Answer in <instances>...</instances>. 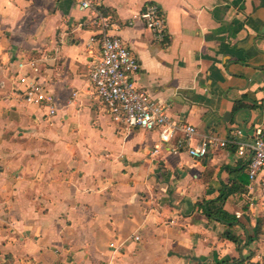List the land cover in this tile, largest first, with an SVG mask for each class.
Masks as SVG:
<instances>
[{
    "label": "crops",
    "instance_id": "1",
    "mask_svg": "<svg viewBox=\"0 0 264 264\" xmlns=\"http://www.w3.org/2000/svg\"><path fill=\"white\" fill-rule=\"evenodd\" d=\"M98 1L139 64L135 89L195 128L190 146L238 128L239 141L264 136V0ZM148 4L162 40L128 25ZM97 33L76 0H0V264H264V187L246 160L232 145L194 160L174 152L181 135L150 157L157 133L116 126L93 94ZM24 74L53 116L22 99ZM225 190L235 222L202 212Z\"/></svg>",
    "mask_w": 264,
    "mask_h": 264
},
{
    "label": "built area",
    "instance_id": "2",
    "mask_svg": "<svg viewBox=\"0 0 264 264\" xmlns=\"http://www.w3.org/2000/svg\"><path fill=\"white\" fill-rule=\"evenodd\" d=\"M81 10H86L94 19L98 29L91 42L99 47L98 57L90 68L88 81L94 96L105 108L113 124L124 130L140 129L146 132H156L158 143L149 153L150 157L158 154L161 146L169 144L177 135H181L182 142L174 152L182 147L194 160L204 158L209 150L225 149L235 146V154L238 158L246 160V175L250 181L259 180L264 187V136L260 129L254 128L245 140L239 141L243 130L238 128L232 136L225 139L207 137L196 146H190L189 141L196 135L193 126L186 123H176L166 115V106L154 102L147 93L134 87L133 76L139 69V64L129 51L125 42L116 34L118 26L115 22L101 13V4L98 0H76ZM139 19L154 36L156 40H162L166 35V23L162 11L155 4L145 5L134 16L132 21ZM23 64H19L22 67ZM16 82L22 86L21 97L28 104L35 106H47L48 115L55 114L54 98L47 93L37 81L27 74L16 78ZM139 241L138 236L132 238ZM109 247L120 253L123 242L114 240Z\"/></svg>",
    "mask_w": 264,
    "mask_h": 264
},
{
    "label": "trees",
    "instance_id": "3",
    "mask_svg": "<svg viewBox=\"0 0 264 264\" xmlns=\"http://www.w3.org/2000/svg\"><path fill=\"white\" fill-rule=\"evenodd\" d=\"M244 108H247L245 104H243L242 102H235L233 103L232 111L235 113ZM230 193H231L230 190H225L216 202L210 204L208 203L205 207H202V212L208 218H216L217 220L222 221L224 223L235 222L236 219L233 216L228 215L222 210L223 203ZM257 237H258V233H256L252 238H249L248 242L251 243L252 241L257 239ZM229 239L235 244L238 243L235 237L229 236Z\"/></svg>",
    "mask_w": 264,
    "mask_h": 264
},
{
    "label": "water",
    "instance_id": "4",
    "mask_svg": "<svg viewBox=\"0 0 264 264\" xmlns=\"http://www.w3.org/2000/svg\"><path fill=\"white\" fill-rule=\"evenodd\" d=\"M228 115V114H227Z\"/></svg>",
    "mask_w": 264,
    "mask_h": 264
}]
</instances>
